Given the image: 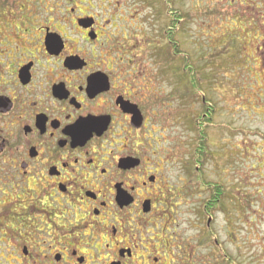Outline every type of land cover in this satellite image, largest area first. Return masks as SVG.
Masks as SVG:
<instances>
[{"label": "flooded vegetation", "instance_id": "1", "mask_svg": "<svg viewBox=\"0 0 264 264\" xmlns=\"http://www.w3.org/2000/svg\"><path fill=\"white\" fill-rule=\"evenodd\" d=\"M225 3L248 14L264 65V0ZM141 11L125 0H0V264H264V165L239 184L235 169L211 181L201 144L178 152L154 113L153 16L147 28ZM170 13L164 41L180 46L186 16Z\"/></svg>", "mask_w": 264, "mask_h": 264}, {"label": "rangeland", "instance_id": "2", "mask_svg": "<svg viewBox=\"0 0 264 264\" xmlns=\"http://www.w3.org/2000/svg\"><path fill=\"white\" fill-rule=\"evenodd\" d=\"M125 1L142 9L147 28L151 23L149 17L153 16L154 113L158 119L165 116L159 122L164 127L170 126L168 135L172 136L173 145L178 146V152L187 151L190 157L200 146L196 123L201 120L205 124L202 133L205 131L207 136L199 137L205 152L207 180L215 181L219 170L223 177L235 169L238 184L246 174L250 179L258 175L251 169L264 165V65L258 58L261 53L252 52L245 33L243 18L248 14L232 11L225 0L224 4L218 0H168V5L158 0ZM174 11L185 13L184 37L177 39L180 46L169 47L163 31L174 23L170 13ZM172 51L181 55L180 60L172 58ZM209 104L218 110L213 112L215 122L211 125L204 116ZM218 125L221 129H215ZM231 126L235 131L232 134ZM154 128L164 135L161 125L155 124ZM185 140L188 144L183 143ZM260 173L264 174V168ZM237 190L238 197L242 188L237 186ZM228 212L220 214L222 232L228 231L223 223ZM237 216L242 217L238 218L237 228L238 237L243 240L251 230L248 208L239 203Z\"/></svg>", "mask_w": 264, "mask_h": 264}, {"label": "trees", "instance_id": "3", "mask_svg": "<svg viewBox=\"0 0 264 264\" xmlns=\"http://www.w3.org/2000/svg\"><path fill=\"white\" fill-rule=\"evenodd\" d=\"M201 144V143H200Z\"/></svg>", "mask_w": 264, "mask_h": 264}]
</instances>
